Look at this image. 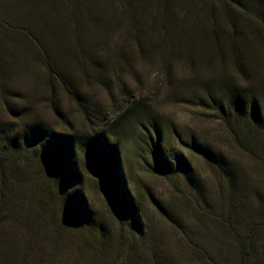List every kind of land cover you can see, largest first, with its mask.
I'll return each mask as SVG.
<instances>
[{"label":"rangeland","instance_id":"rangeland-1","mask_svg":"<svg viewBox=\"0 0 264 264\" xmlns=\"http://www.w3.org/2000/svg\"><path fill=\"white\" fill-rule=\"evenodd\" d=\"M218 83L264 99V0H0V233L18 241L37 231L35 254L49 246L45 264H245L241 240L251 232V264H264V127L198 101L208 88L222 93ZM139 97L172 167L141 150L147 118L117 133L137 216L90 165L91 212L68 215L57 194L45 211L54 179L25 146L30 127L88 130L82 104L111 118ZM193 141L222 154L223 166L188 147ZM22 157L6 180L5 166Z\"/></svg>","mask_w":264,"mask_h":264},{"label":"trees","instance_id":"trees-1","mask_svg":"<svg viewBox=\"0 0 264 264\" xmlns=\"http://www.w3.org/2000/svg\"><path fill=\"white\" fill-rule=\"evenodd\" d=\"M215 87L223 90L222 93L214 92L211 87L207 89V96H200L198 101L203 105L213 106L226 119L233 117L237 124H244L252 128L264 127V99L254 89L241 90L240 87H237L232 90L223 83H218ZM82 106L85 109L86 120L91 125L88 130L58 131L52 126L42 124L33 125L29 129L25 146L31 148L30 153L32 154L40 152V156L46 163L45 169L54 179L55 187L48 191L49 196L43 201L44 209L47 211L51 208L50 196L57 194L59 197H64V210L68 215L80 219L90 213L89 200L84 192L83 168L85 165H90L94 172L103 179L113 200L135 218L139 213L138 205L133 190L127 184L126 166L117 133L121 130L128 132L129 126H135L137 121L141 120L139 119L141 116L147 118V122L140 121L141 150L153 157L160 169L168 171L172 167V161L165 155L166 149L161 130L154 118V111L141 97L128 99L126 106L120 107L119 111L111 118L98 110L87 108L84 104ZM58 113L63 115L60 110ZM64 120L68 121L66 117ZM127 120L130 121L127 122ZM188 147L220 167L225 163L222 154L202 143L193 141L189 143ZM14 152L18 154L20 151L15 150ZM24 159V157L19 159L14 167L5 166V168H9L4 172L6 180H10L18 174L17 168L22 166ZM176 160L187 168L189 167L188 161L182 153L176 157ZM0 164H2L1 161ZM0 190L5 194L4 187H1ZM150 196L153 202L167 213L165 207L152 194ZM9 238L0 233L2 244L8 245L7 249H0V264H45L43 257L44 253L48 252L46 249L49 246L44 243L45 246L41 252L35 254V246L39 242L37 231H24L21 237H18V241L8 240ZM113 242L119 241L113 240ZM107 244L111 243L107 242ZM253 248L254 237L251 232H248L241 240L240 247L245 264H251ZM50 262L51 259L46 264H51ZM126 262H130V260Z\"/></svg>","mask_w":264,"mask_h":264}]
</instances>
